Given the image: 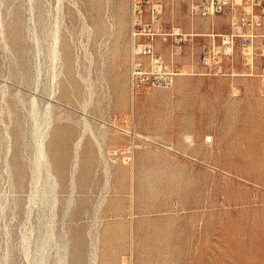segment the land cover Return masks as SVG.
<instances>
[{
	"label": "rangeland",
	"instance_id": "1",
	"mask_svg": "<svg viewBox=\"0 0 264 264\" xmlns=\"http://www.w3.org/2000/svg\"><path fill=\"white\" fill-rule=\"evenodd\" d=\"M158 1L169 83L131 0H0V264H264V12Z\"/></svg>",
	"mask_w": 264,
	"mask_h": 264
},
{
	"label": "built area",
	"instance_id": "2",
	"mask_svg": "<svg viewBox=\"0 0 264 264\" xmlns=\"http://www.w3.org/2000/svg\"><path fill=\"white\" fill-rule=\"evenodd\" d=\"M261 6L264 12V0H189V9L193 15L212 16L217 14L231 17L232 29L230 32L221 34L219 41L214 43L217 50L218 61L222 55L235 45L237 37L242 34L244 28L254 25L257 14L256 7ZM132 9V55L148 54L152 58L153 69L156 70L157 80L167 83L173 79L170 74L163 72V56L158 53L154 47V38L161 36L163 40L174 38L182 41L189 36L193 39L195 33H183L179 27L173 26L170 31L161 30V11L162 4L158 0H131ZM149 17L146 21V17ZM137 35H146L149 38L147 43H141L135 39ZM216 42V41H214ZM209 49L206 44L203 45V60L205 63L210 61ZM140 65L134 67V74L140 72Z\"/></svg>",
	"mask_w": 264,
	"mask_h": 264
},
{
	"label": "bare ground",
	"instance_id": "3",
	"mask_svg": "<svg viewBox=\"0 0 264 264\" xmlns=\"http://www.w3.org/2000/svg\"><path fill=\"white\" fill-rule=\"evenodd\" d=\"M125 131V130H124ZM130 133V132H129ZM138 135V134H137ZM79 142V141H78ZM78 145V144H77Z\"/></svg>",
	"mask_w": 264,
	"mask_h": 264
},
{
	"label": "crops",
	"instance_id": "4",
	"mask_svg": "<svg viewBox=\"0 0 264 264\" xmlns=\"http://www.w3.org/2000/svg\"><path fill=\"white\" fill-rule=\"evenodd\" d=\"M129 52H130V48H129Z\"/></svg>",
	"mask_w": 264,
	"mask_h": 264
}]
</instances>
